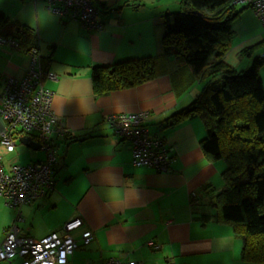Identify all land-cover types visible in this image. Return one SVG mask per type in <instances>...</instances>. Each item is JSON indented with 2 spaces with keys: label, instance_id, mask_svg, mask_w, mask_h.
Returning <instances> with one entry per match:
<instances>
[{
  "label": "crops",
  "instance_id": "crops-1",
  "mask_svg": "<svg viewBox=\"0 0 264 264\" xmlns=\"http://www.w3.org/2000/svg\"><path fill=\"white\" fill-rule=\"evenodd\" d=\"M179 1L95 0L102 27L92 29L59 17L39 1L0 0V11L36 39L41 58H50L48 71L56 79L45 77L43 84L53 91L52 110L73 137H54L53 188L22 205L21 220L0 196V242L13 224L18 235L41 238L78 217L82 223L72 234L78 237L90 229L93 239L73 251L65 264H101L110 257L145 264H254L241 260L242 243L231 227L216 221L212 204L224 184V165L204 154L202 122L187 118L176 125L163 123L187 107L200 89L196 82L181 89L188 69L169 59L162 73L143 84L103 96L93 93V66L161 52L163 16L177 11ZM237 22L232 23L224 62L241 71L245 57L250 60L257 53L241 52L264 40V31L259 24ZM27 65L24 50L0 43V90L6 77L22 78ZM140 110L149 111L150 134L171 149L169 171L134 166L130 142L105 122L107 115ZM2 124L0 119V131ZM0 156L7 170L14 163L42 160L44 152L17 144L8 152L0 145Z\"/></svg>",
  "mask_w": 264,
  "mask_h": 264
},
{
  "label": "trees",
  "instance_id": "trees-1",
  "mask_svg": "<svg viewBox=\"0 0 264 264\" xmlns=\"http://www.w3.org/2000/svg\"><path fill=\"white\" fill-rule=\"evenodd\" d=\"M234 5L233 0H180L177 11L163 16L164 34L157 56L95 65L90 77L94 95L103 96L155 78L169 59L188 69L190 76L181 89L195 82L201 84L200 89L187 107L163 123L176 125L187 118L202 122L204 154L224 165V184L212 204L216 221L231 227L241 240V260L264 264V87L259 73L264 59L255 58L251 68L241 71L224 62L239 12ZM0 36L16 41L24 51L37 50L36 39L1 11ZM261 46L264 40L243 49L241 55H250ZM49 60L40 57L44 72ZM63 138L73 137L68 133Z\"/></svg>",
  "mask_w": 264,
  "mask_h": 264
},
{
  "label": "built area",
  "instance_id": "built-area-1",
  "mask_svg": "<svg viewBox=\"0 0 264 264\" xmlns=\"http://www.w3.org/2000/svg\"><path fill=\"white\" fill-rule=\"evenodd\" d=\"M42 2L46 8L61 18L78 21L84 27L100 29L98 8L93 0H33ZM234 4L250 7L264 31V0H233ZM0 43L20 48L19 44L0 36ZM28 65L22 78L8 76L0 90V145L12 152L21 135L31 136L40 144L44 159L27 164H11L4 169L0 156V196L16 208V220H21L20 207L33 203L53 188V166L56 163L54 137L64 136L69 131L51 107L53 91L44 87L45 77L55 80L52 72H44L38 51H25ZM264 59V51L260 54ZM148 110L133 113L107 115L105 122L115 134L131 144V161L134 166H146L159 172L170 170L173 159L170 147L152 134L143 125ZM80 218L67 221L59 231L41 238L18 235V228L11 225L0 242V264H65L67 258L82 245L93 239L90 229L78 237L72 233L81 225ZM153 249L160 245L152 244ZM101 264H145L143 260L110 257Z\"/></svg>",
  "mask_w": 264,
  "mask_h": 264
},
{
  "label": "rangeland",
  "instance_id": "rangeland-1",
  "mask_svg": "<svg viewBox=\"0 0 264 264\" xmlns=\"http://www.w3.org/2000/svg\"><path fill=\"white\" fill-rule=\"evenodd\" d=\"M234 9H235V11H239V12H238L237 16L235 17V19L233 20V23H235V21L238 20L237 23H244L247 26H250V25H253V24H259L258 19L253 14V11H252V9L250 7L244 6L242 4H236V5H234ZM262 51H264V46L256 49L257 53H254L252 56L250 55L251 56L250 60H249V56L245 57L246 58L245 61L249 60L250 61V65L246 66V65H244L245 61H242L240 66H243V67L241 69H239V70H247V69L251 68L252 62L256 58V54H260ZM259 73H260V76H261V79H262V84H263V87H264V63H262V66L259 67ZM19 146H25V145L21 144L20 142H17V147H19ZM3 162H4V165H5V168H7L8 163L6 161H4V160H3ZM16 163H19V162H16ZM1 264H7V263L2 262Z\"/></svg>",
  "mask_w": 264,
  "mask_h": 264
},
{
  "label": "water",
  "instance_id": "water-1",
  "mask_svg": "<svg viewBox=\"0 0 264 264\" xmlns=\"http://www.w3.org/2000/svg\"><path fill=\"white\" fill-rule=\"evenodd\" d=\"M18 141L31 149H40V144L36 142L31 136L21 135L18 138Z\"/></svg>",
  "mask_w": 264,
  "mask_h": 264
}]
</instances>
